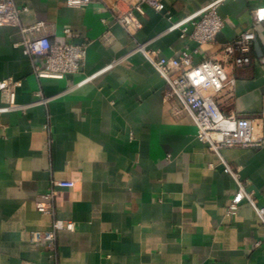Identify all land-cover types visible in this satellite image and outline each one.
Returning a JSON list of instances; mask_svg holds the SVG:
<instances>
[{"label":"crops","instance_id":"1","mask_svg":"<svg viewBox=\"0 0 264 264\" xmlns=\"http://www.w3.org/2000/svg\"><path fill=\"white\" fill-rule=\"evenodd\" d=\"M143 4L141 27L128 33L112 21L138 0H106L84 8L66 0H14L20 26L43 22L54 37L85 45L82 69L61 80L38 79L15 43L20 27H0V82L13 81L14 106L0 91V264H264V226L247 202L227 206L238 191L220 158L200 143L185 115L163 102L165 83L145 51L172 58L186 41L179 21L216 0H159ZM264 0H221L223 28L198 46L194 62L215 57L223 45L252 30L249 66L228 69L235 78L216 102L225 116L257 118L264 100ZM88 79V80H86ZM220 156L257 205H264V147H231ZM68 181L54 203L55 217L73 223L55 248L33 243L53 217L35 208L51 181Z\"/></svg>","mask_w":264,"mask_h":264},{"label":"built area","instance_id":"2","mask_svg":"<svg viewBox=\"0 0 264 264\" xmlns=\"http://www.w3.org/2000/svg\"><path fill=\"white\" fill-rule=\"evenodd\" d=\"M106 0H66L69 7L84 8L91 4H105ZM221 0H216L195 13L172 22L168 31L178 30L180 38L186 41L182 50L172 58L161 57L157 52L145 51L147 61L165 83L163 102L170 107L173 115H187L196 128V139L216 154L224 167V172L231 175L238 185V191L227 206V215L235 214L242 202H247L264 226V205L258 206L253 192L247 191L239 180L238 169L233 170L220 156L224 148L239 147L259 149L264 147V100L260 116L257 118H237L225 116L220 111L216 97L224 90H232L235 78L228 69L236 70L251 63L252 45L255 34L252 30L240 33L231 42L223 45L215 57H205L194 62L199 48L190 50L187 42L193 41L198 46L213 43L223 28V21L217 13ZM149 5L156 12H163L164 5L159 0H138L126 11L112 9V21L133 33L141 27L137 15H143L142 5ZM25 7L19 8L14 0H0V27H20L23 40L15 43L31 59L32 72L38 79L61 80L78 73L84 64L86 46H74L66 41L70 31L65 29V37L57 38L43 22H36L28 27L20 26V14ZM254 22L264 19V9L253 12ZM88 80V79H86ZM13 81L0 82L8 108L14 106ZM7 107L0 111H6ZM68 181H51L48 191L37 197L35 208L42 215L53 217L51 229L36 231L31 235L33 243H40L48 250L55 248L56 235L61 230H74L73 223H64L55 217L54 203L59 190L70 187Z\"/></svg>","mask_w":264,"mask_h":264}]
</instances>
